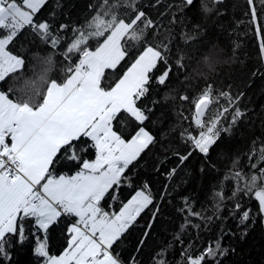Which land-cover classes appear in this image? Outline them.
I'll return each mask as SVG.
<instances>
[{
    "label": "snow or ice",
    "instance_id": "6c2138e0",
    "mask_svg": "<svg viewBox=\"0 0 264 264\" xmlns=\"http://www.w3.org/2000/svg\"><path fill=\"white\" fill-rule=\"evenodd\" d=\"M49 0H0V264H11L13 239L23 246L29 235L35 238L33 254L39 264H123L115 249L125 238L145 210L151 218L138 243L137 251L145 244L157 217H163L178 185L165 183L158 195L144 182L133 188L135 169L159 145L165 153L156 159L154 170L161 172L174 157L176 165L162 174L172 181L193 160H198L197 171L216 169L212 153L232 137L234 130L247 116L241 106L245 93L220 92L213 95L208 84L194 101L193 131H182L180 137L187 146L181 153L166 145L163 130L154 133L149 125L156 114L157 101L152 99V82L166 86L183 68V57L177 53L170 64L171 41L149 42L148 30L153 35L158 26L150 18L144 5L136 6L130 0L133 13L128 18L118 16L117 5L96 14L87 29H77L65 43L55 34L50 21L41 19ZM155 0L152 7L160 4ZM244 15L258 39L259 51L264 58V0H245ZM195 0H182L179 11L194 5ZM201 0V10L211 13L224 0ZM59 6V5H58ZM218 15L222 14L217 12ZM176 16L171 23L176 22ZM139 25H142L140 27ZM61 30L68 25H60ZM194 28L199 31V26ZM102 38V39H101ZM185 41L194 39L185 36ZM36 40L56 49L64 43L66 61L65 79L49 80L53 60L40 58L43 65L35 79L25 80L18 86V73L25 68V58L12 51L17 46L31 45ZM97 41L92 48L89 42ZM202 43V41H201ZM76 57L75 61L73 57ZM220 50L215 44L202 53L204 63L211 69L218 62ZM134 57L126 71L111 85H106V73L116 74L121 62ZM159 74L153 77V72ZM264 78V72L253 76ZM251 87V85H248ZM19 95H16V93ZM220 97L226 104L220 105ZM188 100L187 95L181 96ZM212 105L213 109L208 119ZM255 144V141H253ZM94 159L86 157L93 155ZM248 166L254 171L237 170L239 157L232 160V169L223 177L231 181L233 190L225 195L224 189L214 192L216 218L226 201L232 205L229 216L236 218L239 239L243 240L258 216L264 223V146L252 148L247 155ZM72 165L74 174H60L58 166ZM186 174V173H185ZM133 188L126 200H120L122 187ZM254 198L258 211L245 208L240 199ZM119 204V208L113 207ZM107 206V207H106ZM183 223L173 236L183 244L187 229L201 227L193 218L211 222L194 209V202L182 197L178 209ZM238 214V215H237ZM65 220L67 247L59 256L51 255L48 237ZM30 224L32 231L26 229ZM220 235L202 247L196 255L182 249L185 264H222L235 248L223 246L225 237L236 236L221 225ZM167 249L157 253V264H167ZM132 264H138L132 258Z\"/></svg>",
    "mask_w": 264,
    "mask_h": 264
},
{
    "label": "trees",
    "instance_id": "16d2710c",
    "mask_svg": "<svg viewBox=\"0 0 264 264\" xmlns=\"http://www.w3.org/2000/svg\"><path fill=\"white\" fill-rule=\"evenodd\" d=\"M130 0H108V5H117L116 12L122 18H128L133 13L128 7ZM155 0H136V6L144 5L150 18L154 20L158 28L153 35L148 30L149 42L162 43L171 41L173 48L170 57V64H174L177 53L183 57V68L175 71L170 82L166 86H160L152 82V99L157 101L156 114L149 127L154 133L163 134L166 137L165 143L171 149L183 153L187 146L180 137L182 131L195 130L194 125V101L208 84L213 87V95L220 92H231L233 94L243 91L245 98L241 106L246 107L247 116L243 122L234 130L232 137L225 138L219 148L212 153V162L216 169L206 168L205 173H199L198 160H193L182 172L172 181H167L162 174L167 168L174 167L177 163L172 157L161 172L154 170L156 159L162 158L165 154L158 145L153 151L155 156L149 154L135 169L133 188L139 187L147 182L151 186L154 195H158L165 183L178 185V190L169 197L170 205L166 208L163 217H157L145 244L137 251L138 243L151 218V212L145 210L137 223L125 234L122 243L115 249L123 264H132L134 257L138 264H157L159 257L157 253L166 248L167 264H185L182 256V249H189L192 255L208 242L214 241L219 235V228L222 225L225 229H231L236 236L225 237L223 246L235 248V252L223 259L222 264H264V223L258 216L253 218L256 223L249 229L247 236L240 240L239 230L236 227V218L229 216L232 205L236 202L226 201L220 216H227L226 220L216 218L214 192L220 188L224 189L225 195L233 190L231 181H225L223 177L232 169V160L239 157L237 170L245 173L254 171L248 166L247 155L254 147L257 150L264 146V78L259 75L253 76L254 72H264V58L259 51L258 39L244 15L247 10L245 0H224L222 5H216L211 13H204L201 10V0H195L192 7L179 11L182 0H161L160 4L152 7ZM209 2L210 0H205ZM59 5V6H58ZM108 5L104 0H49L42 12L41 19L51 22L55 34L65 43L70 40L73 32L77 29H87L93 17L107 10ZM222 14L218 15L217 12ZM176 16V22L171 23V18ZM60 25H68V29L61 30ZM199 26L197 31L194 26ZM142 27V25H139ZM185 36H192L194 39L185 41ZM102 39V38H101ZM202 41V43H201ZM215 44L220 50L218 62L213 68H209L202 59V53ZM89 46L95 48L97 41L92 40ZM16 54L25 58V68L18 73V86H22L25 80L35 79L43 65L36 57H52L53 64L48 73L49 80L62 82L65 79L66 61L63 59L64 43L53 49L40 40L24 47L17 46L12 49ZM134 57L126 58L121 62L116 74L106 73L108 79L106 85L113 84L126 71ZM76 57H73L75 61ZM159 72L154 71L153 77ZM248 85H251L249 87ZM16 95H19L17 92ZM187 95L188 100H182L181 96ZM226 104V100L220 97V105ZM212 105L209 118L213 109ZM255 141V144H253ZM93 155L88 159H94ZM78 170L76 166H58L60 174H74ZM186 173V174H185ZM133 188L122 187L120 200H126L133 193ZM189 197L194 202V209L200 211L205 217H212L211 222L193 218V224H200L199 229H187V235L183 236V244L177 243L173 236L179 231V225L183 223L182 214L178 211L182 206V197ZM245 208H251L253 213L258 211L257 201L249 196L240 199ZM107 207V206H106ZM118 209L119 204L113 205ZM238 215V214H237ZM68 221L65 220L50 232L48 247L51 255H60L67 247V235L64 231ZM29 232L31 225L25 226ZM11 264H39L33 254L36 244L34 237L29 235L28 241L20 246L13 239Z\"/></svg>",
    "mask_w": 264,
    "mask_h": 264
},
{
    "label": "crops",
    "instance_id": "0c3cea01",
    "mask_svg": "<svg viewBox=\"0 0 264 264\" xmlns=\"http://www.w3.org/2000/svg\"><path fill=\"white\" fill-rule=\"evenodd\" d=\"M61 255V254H60ZM56 256H59V255H56Z\"/></svg>",
    "mask_w": 264,
    "mask_h": 264
}]
</instances>
